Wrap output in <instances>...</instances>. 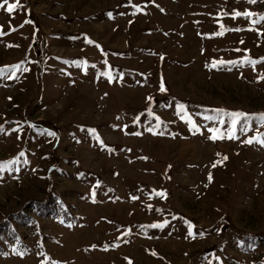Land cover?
I'll list each match as a JSON object with an SVG mask.
<instances>
[{
	"label": "rangeland",
	"instance_id": "obj_1",
	"mask_svg": "<svg viewBox=\"0 0 264 264\" xmlns=\"http://www.w3.org/2000/svg\"><path fill=\"white\" fill-rule=\"evenodd\" d=\"M9 2L0 264H264V0Z\"/></svg>",
	"mask_w": 264,
	"mask_h": 264
},
{
	"label": "snow or ice",
	"instance_id": "obj_2",
	"mask_svg": "<svg viewBox=\"0 0 264 264\" xmlns=\"http://www.w3.org/2000/svg\"><path fill=\"white\" fill-rule=\"evenodd\" d=\"M129 2H131V0H129ZM255 2H256V0H249V3H255ZM4 5L7 6V7H6V11H7L8 13H12L14 9L21 7V5H20L18 2H17V3H10L9 0H2V3H0V7H3ZM134 7H138V6H135V5H134ZM240 15H244V16L252 17V16H256V15H258V14L253 13V12H250V11H247V10H246L245 12H243V13H241V12H239V11H235V10L233 11V16H240ZM109 16H111V13H109ZM260 19H261V20H264V16H260ZM254 23H255V21H254ZM225 30H227V29H224V26L221 25V31L216 32V33H213V35H223ZM87 42H88L89 44L94 43L91 39H88ZM241 43H243V41H241ZM237 51H239V49H237ZM245 51H247V50H245ZM261 59L264 60V57H262ZM86 63H87V62L85 61V65H86ZM225 63L234 64V63H236V61H224V60L215 61V60H214V61L212 62V65H211V66H212V67H216L217 64H221V65H223V64H225ZM241 63H249V64H252V65L254 66L255 63H256V61H254L251 57H247V56H245V57L242 58ZM13 67H17V66H13ZM25 70H27V69H25ZM0 71H3V70L0 69ZM14 74H15V73H13V75H14ZM104 75H106V76L109 78V80L111 81L112 77H111V73H110V72H105ZM261 78L264 79V77H261ZM160 91H161V92L167 91V89L165 88L163 82H161V85H160ZM149 99H151V97H149ZM176 107L179 109L180 112H184V111H185V105L182 104V103H178V104L176 105ZM216 111H217V112H220V113H223V114H225V115H230V116L232 117V120H231V123H232V130H231V131H233V132H234V130H235V127H236V124H237L238 120H239L241 117H247V116H248L247 113H244V112H242V111H233V112H230V113L227 112V111L224 110V109H217ZM259 115H260L261 120H264V113H260ZM208 118L211 119V117H208ZM193 127H195V125H193ZM2 128H3V126L0 125V130H2ZM197 130H198V129H197ZM91 131H92L93 133H95V129H92ZM149 131H153V129L150 128ZM210 131L213 133V135H212L211 138H212L213 140L217 139L218 136H219L218 130H217V129H210ZM96 138H97L98 140L100 139L99 136H97ZM253 139H255V137H253L252 139H249L247 142H248V143H252V140H253ZM100 142H101V144H103V141H102V140H101ZM259 142L262 143V144H264V139H261ZM224 159H227V157L225 156ZM9 163H11V161H9ZM214 166H215V164H213V167H214ZM0 167H3V165H0ZM208 178H209V181H211V179H212L211 173H209ZM158 195L163 196L164 193H163V192H160V193H158ZM161 226H162V225H159V224L152 225V227H161ZM191 227H192V225H191V223H189V228L191 229ZM190 234H191V232H190ZM153 254H155V253H153ZM129 264H131V261H129Z\"/></svg>",
	"mask_w": 264,
	"mask_h": 264
}]
</instances>
